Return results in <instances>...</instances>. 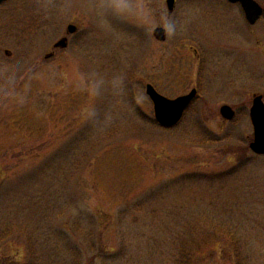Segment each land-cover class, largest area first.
<instances>
[{
  "label": "rangeland",
  "instance_id": "1",
  "mask_svg": "<svg viewBox=\"0 0 264 264\" xmlns=\"http://www.w3.org/2000/svg\"><path fill=\"white\" fill-rule=\"evenodd\" d=\"M147 84L198 97L163 129ZM256 94L264 102V14L251 26L226 0L171 12L166 0H9L0 264H264Z\"/></svg>",
  "mask_w": 264,
  "mask_h": 264
},
{
  "label": "water",
  "instance_id": "2",
  "mask_svg": "<svg viewBox=\"0 0 264 264\" xmlns=\"http://www.w3.org/2000/svg\"><path fill=\"white\" fill-rule=\"evenodd\" d=\"M4 0H0V3ZM232 3H240L245 19L253 25L263 13L262 7L254 0H228ZM175 0H166L168 11L171 12ZM74 26L68 27V32L73 33ZM156 40L163 42L166 40V30L157 27L153 31ZM67 46L66 39H62L55 44L57 48H65ZM196 89H192L189 93L170 99L159 94L151 84L145 87V94L153 105L154 119L157 124L163 128H172L176 126L182 119L185 111L189 107L192 100L196 97ZM220 115L227 121L233 120L235 112L228 105L220 108ZM249 118L253 127V140L249 143V149L258 155H264V103L261 95H255L249 110Z\"/></svg>",
  "mask_w": 264,
  "mask_h": 264
},
{
  "label": "flooded vegetation",
  "instance_id": "3",
  "mask_svg": "<svg viewBox=\"0 0 264 264\" xmlns=\"http://www.w3.org/2000/svg\"><path fill=\"white\" fill-rule=\"evenodd\" d=\"M8 1H9V0H6V1L0 3V6L4 5V4L7 3ZM231 4H232V3H231ZM233 5H235V6L239 7V8H241L240 5H239L238 3H237V4H233ZM75 33H76V29H75V31H74L73 33H68V34L74 35ZM63 38H65V39L67 40V43H68V38H67V37H63ZM63 38H62V39H63ZM5 53H6V54H10L9 51H6ZM196 89H197V88H196ZM197 91H198V89H197Z\"/></svg>",
  "mask_w": 264,
  "mask_h": 264
},
{
  "label": "trees",
  "instance_id": "4",
  "mask_svg": "<svg viewBox=\"0 0 264 264\" xmlns=\"http://www.w3.org/2000/svg\"><path fill=\"white\" fill-rule=\"evenodd\" d=\"M6 237H7V236H6ZM3 239H5V237H4V238H2V240H3ZM2 240H1V241H2Z\"/></svg>",
  "mask_w": 264,
  "mask_h": 264
}]
</instances>
